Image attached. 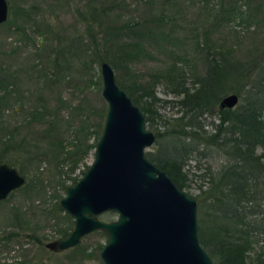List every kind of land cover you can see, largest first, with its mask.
I'll return each instance as SVG.
<instances>
[{
    "label": "rangeland",
    "instance_id": "rangeland-1",
    "mask_svg": "<svg viewBox=\"0 0 264 264\" xmlns=\"http://www.w3.org/2000/svg\"><path fill=\"white\" fill-rule=\"evenodd\" d=\"M258 1L261 3L247 0L242 5L241 0H7L11 25L0 23V94L2 84L7 86L6 94L0 98V147L9 132L24 140L14 166L25 175L26 185L0 200V235L11 229L19 231L17 236L10 237L6 247H0V264H102L98 256L100 247L96 248L105 241L100 230L85 234L79 244L61 251L44 246L46 241L61 236L58 230L67 224L68 218L72 224V217L58 204L63 193L60 181L69 183L71 178L67 176L78 178L91 160L93 148L78 160L73 170L68 169V161L53 167L54 162H50L53 158L43 157L42 153L49 151L52 139L58 138L64 149L74 142L75 136L84 137L87 128L86 138L92 141L94 131L102 127L106 111V102L100 94L99 64L82 61V53L87 51L84 44L87 33L95 32L86 28V2L96 10L103 7L109 12L108 21H137L146 30L143 44L149 56L131 62L125 71L112 67L117 83L119 79L127 81L132 73L148 79L150 73L165 72L173 57L182 68V84L191 88L194 85L191 74L204 70L193 49L196 38L203 41L205 35L211 47L226 48L238 59L264 53V23L258 21L261 9L256 12L257 20H241V9L246 10L247 5L252 10ZM219 4L225 10L217 13ZM159 15L162 16L157 21L159 26L152 27V20ZM170 88L163 78L152 87L157 99L151 105L152 123L145 124L153 132L164 130L182 112L176 102L182 95ZM32 104L38 108L45 106L44 120L53 117L54 129L41 134L44 127L40 130L36 129V122L26 123L28 114L24 109ZM74 106L82 107L74 110ZM52 108L56 109L54 114ZM79 126L84 127L83 131L75 129ZM204 127L210 128L208 123ZM40 134L43 136L39 140ZM155 144L154 139L145 152L152 151ZM182 169L186 171V185L181 189L196 196L199 191L196 173L201 169H194L192 160ZM36 172L42 178L39 176L40 181L34 182ZM113 217L112 212L99 215L103 220ZM76 246H82L86 254L74 249Z\"/></svg>",
    "mask_w": 264,
    "mask_h": 264
},
{
    "label": "trees",
    "instance_id": "trees-1",
    "mask_svg": "<svg viewBox=\"0 0 264 264\" xmlns=\"http://www.w3.org/2000/svg\"><path fill=\"white\" fill-rule=\"evenodd\" d=\"M241 1L242 5L247 3V0ZM245 8L241 9V20H257L256 12L261 9L258 21L264 23V0L261 3L258 1L252 10L247 5ZM222 9L225 10L219 4L217 13ZM86 12V28L95 32L87 33L85 38L87 51L85 54L84 49L82 51L84 63L99 64L101 60H106L111 67L125 71L131 62L149 56L143 44L146 30L136 24L137 21L113 23L106 17L109 12L103 7L96 10L89 2H86ZM161 17L159 15L152 20V27L159 26L157 21H161ZM5 22L8 27L11 25L8 16L1 23ZM202 39H194L193 49L202 60L204 70L201 74H191L194 84L191 88L182 84V68L173 57L165 72L150 73L148 79H140L132 73L127 81L119 79L117 84L143 112L147 125L152 123L151 105L157 99L152 87L159 78L171 85V92L182 95L176 101L182 108L181 114L172 118L164 130L154 131L156 144L145 155L165 170L180 189L186 185V171L182 168L189 160L193 161L194 169H201L196 173L199 178L197 236L213 264H264V53L238 59L232 57L226 48L211 47L205 35ZM170 53L173 54L172 51ZM89 81L94 82L91 78ZM6 87L2 84L0 98L6 94ZM228 92L237 94V102L232 107L219 108L218 100ZM38 99L41 101V98ZM17 106L23 111L22 104ZM81 107L74 106L72 109ZM24 110L28 114L26 123L34 121L36 129L45 128L41 134L54 129L53 117L44 120V105L38 108L32 104ZM51 110L53 114L56 112V109ZM206 117L210 119L206 121ZM206 123L209 129L204 127ZM83 128L79 126L75 129L81 132ZM101 128L94 131L92 141L86 138L89 133L87 128L84 137L75 136L74 142L64 149L58 138L52 139L49 151L42 156H51L53 167L68 161V169L73 170L78 160L93 148ZM41 134L38 135L39 140L43 136ZM23 144V139L9 132L1 142L0 161L16 164ZM39 176L41 174L36 172L32 181H40ZM67 178H71L69 183L77 179L76 176ZM63 180L60 181L62 190L69 184ZM54 205L56 208L57 202ZM104 213L111 214L110 211ZM66 223L58 230L60 235H65L72 227L69 218ZM18 234V230L12 229L1 234L0 247H6L10 237ZM100 246L98 244L96 248ZM74 249L86 254L82 246Z\"/></svg>",
    "mask_w": 264,
    "mask_h": 264
},
{
    "label": "water",
    "instance_id": "water-1",
    "mask_svg": "<svg viewBox=\"0 0 264 264\" xmlns=\"http://www.w3.org/2000/svg\"><path fill=\"white\" fill-rule=\"evenodd\" d=\"M7 16V0H0V23ZM98 68L100 94L106 102L102 128L91 160L58 200L72 217V227L44 246L61 251L100 230L106 236L98 249L102 264H213L197 236V197L178 188L147 158L145 148L153 142L154 132L115 81L110 64L101 60ZM237 100L236 93L228 92L217 106L232 107ZM25 181L14 165L0 161V200ZM106 211L114 217L100 219Z\"/></svg>",
    "mask_w": 264,
    "mask_h": 264
},
{
    "label": "flooded vegetation",
    "instance_id": "flooded-vegetation-1",
    "mask_svg": "<svg viewBox=\"0 0 264 264\" xmlns=\"http://www.w3.org/2000/svg\"><path fill=\"white\" fill-rule=\"evenodd\" d=\"M154 139H155V134H154ZM107 212V211H106Z\"/></svg>",
    "mask_w": 264,
    "mask_h": 264
}]
</instances>
